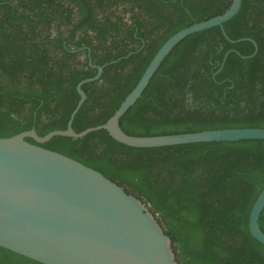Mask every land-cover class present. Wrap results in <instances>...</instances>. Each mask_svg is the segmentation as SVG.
<instances>
[{
	"label": "trees",
	"instance_id": "1",
	"mask_svg": "<svg viewBox=\"0 0 264 264\" xmlns=\"http://www.w3.org/2000/svg\"><path fill=\"white\" fill-rule=\"evenodd\" d=\"M231 3L0 0V137L65 129L80 98L77 84L98 66L100 77L81 87L86 98L72 128L104 123L166 39ZM223 27L225 34L213 26L172 48L121 116L126 134L264 128V0H242ZM243 37L255 41V53L252 41H237ZM38 144L98 170L138 198L170 237L178 264H264V245L248 230L264 187L263 139L132 147L99 129ZM259 226L264 232V209ZM0 264L43 263L0 247Z\"/></svg>",
	"mask_w": 264,
	"mask_h": 264
},
{
	"label": "water",
	"instance_id": "2",
	"mask_svg": "<svg viewBox=\"0 0 264 264\" xmlns=\"http://www.w3.org/2000/svg\"><path fill=\"white\" fill-rule=\"evenodd\" d=\"M241 2L232 0L223 13L194 22L166 39L136 85L104 123L80 132L72 128L73 118L86 98L81 87L100 77L103 67L98 66L94 76L77 84L80 98L65 129L40 136L31 128L0 137V247L43 264H177L170 237L138 198L98 170L38 143L56 135L82 138L99 129L132 147L264 140L261 127L135 136L126 134L119 125L121 116L141 96L172 48L185 36L213 26H220L225 34L223 24L239 11ZM243 39L253 42L255 53V41L248 37L237 41ZM225 58L226 55L223 62ZM263 209L264 187L248 217L250 235L264 245V232L259 226Z\"/></svg>",
	"mask_w": 264,
	"mask_h": 264
},
{
	"label": "rangeland",
	"instance_id": "3",
	"mask_svg": "<svg viewBox=\"0 0 264 264\" xmlns=\"http://www.w3.org/2000/svg\"><path fill=\"white\" fill-rule=\"evenodd\" d=\"M174 252V251H173ZM174 256H175V254H174ZM175 260H176V258H175ZM177 262V261H176ZM178 264V263H177Z\"/></svg>",
	"mask_w": 264,
	"mask_h": 264
}]
</instances>
